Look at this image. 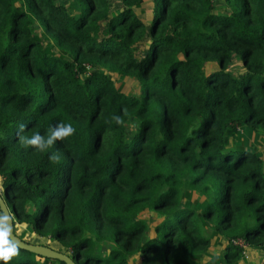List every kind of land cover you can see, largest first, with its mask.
<instances>
[{"label": "trees", "instance_id": "1", "mask_svg": "<svg viewBox=\"0 0 264 264\" xmlns=\"http://www.w3.org/2000/svg\"><path fill=\"white\" fill-rule=\"evenodd\" d=\"M214 1L120 0L111 13L108 0H0V195L20 240L17 226L74 264H198L206 223L224 264L247 249L264 264V162L232 139L264 140V0ZM34 27L68 58L46 55ZM110 74L133 77L139 96ZM59 122L75 135L47 153L21 147L19 124L30 137ZM10 264L64 263L20 249Z\"/></svg>", "mask_w": 264, "mask_h": 264}, {"label": "rangeland", "instance_id": "2", "mask_svg": "<svg viewBox=\"0 0 264 264\" xmlns=\"http://www.w3.org/2000/svg\"><path fill=\"white\" fill-rule=\"evenodd\" d=\"M109 6L111 7V13L114 12L119 6H120V0H108ZM57 2L61 4H66L67 0H57ZM219 4V1L216 0L213 2L214 7ZM134 13L136 16L142 20L143 24L146 25L150 21L151 18V5L149 3L140 2L139 4H136L133 8ZM33 37L40 43L41 48L43 52L46 55H52L57 57L58 59H67L68 55L67 53L61 52L57 50L54 45L44 37V35L40 32V30L37 27L33 28ZM147 42L140 41L136 44L134 48L135 57H139L141 54V51L146 49ZM237 57V56H235ZM233 58L232 65L229 67V70L234 71L237 73L239 70V64H238V58ZM233 72V73H234ZM110 79L112 80V83L114 87L121 93L129 96H139V89L136 80L133 77L128 76H116V75H109ZM236 136V137H235ZM238 139L239 142L244 143L249 148H252L256 151L258 156L264 161V140L262 135L259 134H253L251 136H248L244 133H236L232 136V139L235 141V139ZM195 195V194H194ZM186 195L185 201L189 202L192 206L196 207L200 201H197V197L195 196ZM198 208V207H197ZM197 210V209H195ZM139 218L143 219L147 225H148V233L152 234L153 227L156 222V218L154 214L148 211H144L139 215ZM206 226V232L208 234V237L210 239L209 247L201 254L196 255L194 258L195 261H197L198 264H223L221 260L220 251L222 250V247L224 245V241L222 238H214V232L212 231V228L210 225L203 223ZM17 232L20 237H23L25 240H27L29 243L37 244L41 240L34 236L32 233L28 232L26 228L22 226L16 227ZM44 243H48L43 240ZM52 245V244H50ZM56 246V245H54ZM245 252V251H244ZM248 256L244 261H239L236 264H261L260 256L258 252H255L253 250L248 251ZM139 258L137 255H134L132 259H130L129 264H138Z\"/></svg>", "mask_w": 264, "mask_h": 264}, {"label": "clouds", "instance_id": "3", "mask_svg": "<svg viewBox=\"0 0 264 264\" xmlns=\"http://www.w3.org/2000/svg\"><path fill=\"white\" fill-rule=\"evenodd\" d=\"M115 123L117 126L123 125L124 120L117 115H114L109 124ZM26 129L24 123L19 124L17 138L21 147L25 150L31 148L40 153H47L49 149L58 141H65L76 133V128L71 123L59 122L55 126L50 127L47 135H41L39 132H34L30 137L23 135ZM48 159L53 164H59L61 156L58 152L53 151ZM14 229L10 215L0 212V262L10 264L14 257L19 255V245L13 238Z\"/></svg>", "mask_w": 264, "mask_h": 264}, {"label": "water", "instance_id": "4", "mask_svg": "<svg viewBox=\"0 0 264 264\" xmlns=\"http://www.w3.org/2000/svg\"><path fill=\"white\" fill-rule=\"evenodd\" d=\"M0 212H3L6 215H10L9 211L0 195ZM11 218V216H10ZM12 221V219H11ZM13 226V225H12ZM17 244L19 245V249L28 251L30 253H33L35 255L49 258V259H55L58 261L63 262L64 264H74L69 256H67L64 253L58 252L54 249H51L44 245L39 244H33V243H26L22 240H20L16 235L13 236Z\"/></svg>", "mask_w": 264, "mask_h": 264}, {"label": "crops", "instance_id": "5", "mask_svg": "<svg viewBox=\"0 0 264 264\" xmlns=\"http://www.w3.org/2000/svg\"><path fill=\"white\" fill-rule=\"evenodd\" d=\"M236 130H237V133L241 132V133H244V134H246V135H248V136H251V135L255 134V133H252L251 131H248V130H245V129H241V128H237ZM235 137H236V136H235ZM235 142L240 143L241 146H243V145H244V146H247V145H245L244 143L239 142L237 138L235 139ZM259 158H260V157H259ZM260 159H261V158H260ZM261 160H262V159H261ZM262 161H263V160H262ZM263 162H264V161H263ZM193 195H194V194H193ZM193 195H192V196H193ZM194 196L196 197V195H194ZM198 200H199V199H197V201H198ZM213 236H214L215 239L219 238V236H218L217 234H215V233H214ZM248 251H250V250L247 249V250H246V253H245V255H244V257H243V258L241 257L239 261H244V259H246V257L248 256V253H249ZM221 252H222V250L220 251L221 260H222V254H221ZM195 257H196V255L194 256V258H195ZM239 261H238V262H239ZM238 262H237V263H238ZM222 263L224 264L223 260H222Z\"/></svg>", "mask_w": 264, "mask_h": 264}]
</instances>
